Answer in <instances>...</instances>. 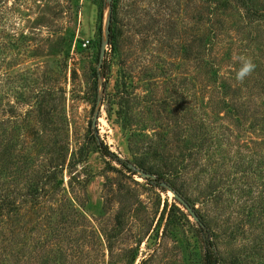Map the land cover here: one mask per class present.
<instances>
[{"label": "rangeland", "instance_id": "obj_1", "mask_svg": "<svg viewBox=\"0 0 264 264\" xmlns=\"http://www.w3.org/2000/svg\"><path fill=\"white\" fill-rule=\"evenodd\" d=\"M112 2L114 52L108 0H0V264H202L200 222L264 264V17L229 10L205 65L192 0Z\"/></svg>", "mask_w": 264, "mask_h": 264}, {"label": "trees", "instance_id": "obj_2", "mask_svg": "<svg viewBox=\"0 0 264 264\" xmlns=\"http://www.w3.org/2000/svg\"><path fill=\"white\" fill-rule=\"evenodd\" d=\"M99 2L101 0H98ZM144 1V0H142ZM147 1H152V0H147ZM170 1V0H169ZM198 0H192L193 6L190 7L194 10L195 13V18L193 20L195 21V24L192 28V32L190 33V38H191V44H189L190 47V56L192 59L195 60V62H199V59L202 57V52H201V46L205 44L204 46V54L202 57V62L205 61V65L211 64L212 62L209 61V58L206 56V48L208 44H212L216 42L218 36L221 34L223 27H224V22H225V16L229 13V10L233 9L234 7L239 8L240 10H244L247 12L248 16L251 17V20H256V16H260L261 18L264 17V14H259V10H264V6L262 4H257L256 0H204V6L202 12L199 11L198 5H197ZM102 6V5H101ZM111 20H110V32H109V43L111 44V49L112 51H116L118 49V40L116 39V31L117 28H114L112 26V21L115 19V5L112 2L111 4ZM202 13V17L204 18L205 21V31L200 36L198 33L197 27L201 21L199 18ZM102 14V11H101ZM152 20L153 22H156L155 17L152 15ZM152 25V24H151ZM174 29V32L176 30V24L174 22H171V30ZM194 30V33H193ZM102 31V30H101ZM176 48V47H173ZM204 58V59H203ZM110 63L107 61V58H105V65L103 68L109 69ZM261 81V80H260ZM242 108L243 114H247L250 111V105L248 104H237L235 107L236 109ZM262 121L264 122V112ZM100 151L102 155L106 158H109L108 162L110 163L114 158H117L119 163H122L124 165V161L118 156L111 152L109 148L106 145H101L100 146ZM158 177H161L160 175ZM163 177H161L162 179ZM160 182H163V180H159L157 183L158 186L161 184ZM165 181L166 184L171 186L174 191H177V189L172 185L169 184L170 182ZM36 186L33 184L32 188L34 189ZM37 191V190H35ZM178 192V191H177ZM201 223V228H202V242H203V248H204V254H203V261L202 264H219L221 261L220 254L217 250L216 243H214V231L210 227L209 224Z\"/></svg>", "mask_w": 264, "mask_h": 264}, {"label": "water", "instance_id": "obj_3", "mask_svg": "<svg viewBox=\"0 0 264 264\" xmlns=\"http://www.w3.org/2000/svg\"><path fill=\"white\" fill-rule=\"evenodd\" d=\"M109 1V14H108V18H107V26H106V41L108 42L109 39V32H110V20H111V4H112V0H108ZM173 194L174 197L185 206V208L188 209L189 213H191V215L198 221L199 217L197 216V214L195 213L194 209L192 208V206L185 200V198L180 195L178 192L173 190Z\"/></svg>", "mask_w": 264, "mask_h": 264}, {"label": "clouds", "instance_id": "obj_4", "mask_svg": "<svg viewBox=\"0 0 264 264\" xmlns=\"http://www.w3.org/2000/svg\"><path fill=\"white\" fill-rule=\"evenodd\" d=\"M238 59H239L240 67L239 70L236 72V79L238 81H243L245 77H247L254 71L255 64L252 62L250 58H246L244 56H241Z\"/></svg>", "mask_w": 264, "mask_h": 264}, {"label": "built area", "instance_id": "obj_5", "mask_svg": "<svg viewBox=\"0 0 264 264\" xmlns=\"http://www.w3.org/2000/svg\"><path fill=\"white\" fill-rule=\"evenodd\" d=\"M88 40L84 43V46H87Z\"/></svg>", "mask_w": 264, "mask_h": 264}]
</instances>
